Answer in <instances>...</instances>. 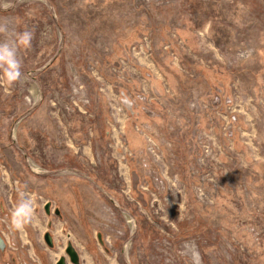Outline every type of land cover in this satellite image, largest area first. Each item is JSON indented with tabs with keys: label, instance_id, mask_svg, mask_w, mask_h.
Listing matches in <instances>:
<instances>
[{
	"label": "rangeland",
	"instance_id": "obj_1",
	"mask_svg": "<svg viewBox=\"0 0 264 264\" xmlns=\"http://www.w3.org/2000/svg\"><path fill=\"white\" fill-rule=\"evenodd\" d=\"M5 20L33 39L20 82L0 67V264L69 243L80 264H188L187 241L264 264V0H0Z\"/></svg>",
	"mask_w": 264,
	"mask_h": 264
},
{
	"label": "clouds",
	"instance_id": "obj_2",
	"mask_svg": "<svg viewBox=\"0 0 264 264\" xmlns=\"http://www.w3.org/2000/svg\"><path fill=\"white\" fill-rule=\"evenodd\" d=\"M0 34L4 39L0 40V67L4 68V79L11 85L20 82L22 60L19 57V47L31 46L33 33L25 30L15 33L8 21H0ZM35 201L31 197H23L11 213V226L14 230L23 232L26 226L33 224L36 220ZM179 255L188 260V264H201V255L195 241L184 243Z\"/></svg>",
	"mask_w": 264,
	"mask_h": 264
},
{
	"label": "water",
	"instance_id": "obj_3",
	"mask_svg": "<svg viewBox=\"0 0 264 264\" xmlns=\"http://www.w3.org/2000/svg\"><path fill=\"white\" fill-rule=\"evenodd\" d=\"M46 210L47 212L50 211L49 203L46 205ZM45 240L49 246H54L53 238L49 232H46ZM66 253L69 256L70 262L67 260L66 256H61L55 264H80V254L78 250L73 246V244H68V246L66 247Z\"/></svg>",
	"mask_w": 264,
	"mask_h": 264
},
{
	"label": "built area",
	"instance_id": "obj_4",
	"mask_svg": "<svg viewBox=\"0 0 264 264\" xmlns=\"http://www.w3.org/2000/svg\"><path fill=\"white\" fill-rule=\"evenodd\" d=\"M5 223V222H4ZM3 236H5V245L7 244L8 246H9V244H10V241H8V238H7V235H6V233H3ZM25 264H27V262H25Z\"/></svg>",
	"mask_w": 264,
	"mask_h": 264
},
{
	"label": "flooded vegetation",
	"instance_id": "obj_5",
	"mask_svg": "<svg viewBox=\"0 0 264 264\" xmlns=\"http://www.w3.org/2000/svg\"><path fill=\"white\" fill-rule=\"evenodd\" d=\"M1 235H2V234H0V247H2L1 244L3 243L2 238H1ZM44 238H45V236H44ZM4 243H5V241H4ZM4 247H5V244H3V248H4Z\"/></svg>",
	"mask_w": 264,
	"mask_h": 264
},
{
	"label": "crops",
	"instance_id": "obj_6",
	"mask_svg": "<svg viewBox=\"0 0 264 264\" xmlns=\"http://www.w3.org/2000/svg\"><path fill=\"white\" fill-rule=\"evenodd\" d=\"M53 238V237H52ZM53 242H54V240H53Z\"/></svg>",
	"mask_w": 264,
	"mask_h": 264
},
{
	"label": "bare ground",
	"instance_id": "obj_7",
	"mask_svg": "<svg viewBox=\"0 0 264 264\" xmlns=\"http://www.w3.org/2000/svg\"><path fill=\"white\" fill-rule=\"evenodd\" d=\"M36 166V165H35Z\"/></svg>",
	"mask_w": 264,
	"mask_h": 264
}]
</instances>
